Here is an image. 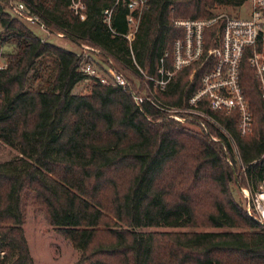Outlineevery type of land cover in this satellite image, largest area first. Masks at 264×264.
<instances>
[{"label": "trees", "instance_id": "obj_1", "mask_svg": "<svg viewBox=\"0 0 264 264\" xmlns=\"http://www.w3.org/2000/svg\"><path fill=\"white\" fill-rule=\"evenodd\" d=\"M246 1L147 0L128 39L121 1L0 0V47H15L0 69V141L19 153L0 162V264H33L23 230L28 201L86 264H264V223L232 190L254 195L264 182V99L254 69L240 66L250 134L240 135L234 115L222 113L218 126L205 121L207 132L191 131L149 101L137 106L130 90L84 74L82 56L42 40L12 12L24 4L38 25L103 50L136 77L133 62L154 75L182 36L176 20L210 18ZM45 56L55 67L41 73ZM191 70L179 71L154 99L185 106L203 72L190 80ZM85 79L88 94L74 93ZM158 227L192 230L142 231Z\"/></svg>", "mask_w": 264, "mask_h": 264}, {"label": "built area", "instance_id": "obj_2", "mask_svg": "<svg viewBox=\"0 0 264 264\" xmlns=\"http://www.w3.org/2000/svg\"><path fill=\"white\" fill-rule=\"evenodd\" d=\"M116 1H121L129 11V31L125 35L129 39L137 29L141 13L147 8V0ZM247 1L248 10L245 17L219 13L210 18L176 20L174 25L182 30V36L176 38L170 51H166L159 59L154 75L145 74L133 62L139 72L136 78L146 84L149 92L151 89L155 92L166 90L176 74L184 68H192L191 80L198 70H202L198 87L190 94L183 107L163 105L154 99V94H139L130 87L122 72L108 66L101 73L87 55L81 58V71L95 77L103 85L130 90L134 102L139 107L149 101L155 107L169 112V117L181 123L186 120L198 122L205 132V121L217 124V114L234 115L240 135H248L252 130L253 116L240 83V66L246 61L254 69L259 91L264 99V0ZM13 10L20 18L36 20L23 14L22 3ZM104 14L105 20L109 21L111 11L105 10ZM41 27L43 28L42 25ZM213 27H216V30L208 32ZM208 41L211 42L209 46L206 45ZM4 67L5 62L0 54V69Z\"/></svg>", "mask_w": 264, "mask_h": 264}, {"label": "rangeland", "instance_id": "obj_3", "mask_svg": "<svg viewBox=\"0 0 264 264\" xmlns=\"http://www.w3.org/2000/svg\"><path fill=\"white\" fill-rule=\"evenodd\" d=\"M247 10H248V1H246L240 8L237 9L224 8L222 10H219V12L243 17L245 13H247ZM12 12H14V10H12ZM21 19L24 20L25 23L42 40L48 41L57 46H61L65 49L71 50L82 57L87 55L88 59H91L97 65L99 72L102 73V71L106 69L108 66H112L115 70H118L124 74V76L129 81L130 87L134 89L136 92L138 91L139 94L143 96H147V95L152 96L153 94L154 95L157 94L152 89L149 92L146 84L143 81H141V79L132 76V74L128 70L120 69V66L118 64L116 65V62H114V60L112 61V59H110V56L103 50L95 49L94 47H91L87 43L78 44L76 41L71 40L68 37V35L65 36V34L62 33V31L50 32L49 30L42 28L40 25H38L36 21H30L23 17H21ZM14 49H15L14 45L11 44L0 47V54L2 55V60L4 62H6L5 54L14 51ZM39 63L37 64L36 67L41 66L38 67V68H42L41 73L50 72L55 67L54 59L51 56H45L40 58ZM31 82L33 81L30 80L28 84ZM90 83H91V79H85L79 82L74 88L73 92L78 94H88L89 92L88 87ZM34 84L36 85L37 82L35 81ZM182 124H184L186 128L191 131L202 130L198 122H189L186 120ZM252 129H253V125H252ZM221 131L225 132L223 128H221ZM234 153L236 156L235 157L236 166L237 168L240 169L242 165L236 148H234ZM18 155H19L18 150L15 147L0 141V162L12 159ZM227 161L230 164H232L230 158H228ZM232 190L236 198L242 203V205L246 208L248 213L254 215V217L257 220L264 223V200L260 197V195L264 193V182L259 186L258 191L254 195H251L247 189H242L241 192H239L234 185H232ZM23 230L29 246L31 257L33 259V264H86L84 262H79L80 252L73 249L71 243L67 239L62 237L59 233H57L54 230V228L49 225L44 212L39 207L33 205L29 201L25 206V223L23 225ZM154 230L155 231H186V230L188 231L192 229L168 228V227L142 229V231H154ZM194 230L221 231L222 229L196 228Z\"/></svg>", "mask_w": 264, "mask_h": 264}, {"label": "bare ground", "instance_id": "obj_4", "mask_svg": "<svg viewBox=\"0 0 264 264\" xmlns=\"http://www.w3.org/2000/svg\"><path fill=\"white\" fill-rule=\"evenodd\" d=\"M260 197L264 200V193H262V194L260 195Z\"/></svg>", "mask_w": 264, "mask_h": 264}, {"label": "water", "instance_id": "obj_5", "mask_svg": "<svg viewBox=\"0 0 264 264\" xmlns=\"http://www.w3.org/2000/svg\"><path fill=\"white\" fill-rule=\"evenodd\" d=\"M240 190H242L240 187H239Z\"/></svg>", "mask_w": 264, "mask_h": 264}]
</instances>
